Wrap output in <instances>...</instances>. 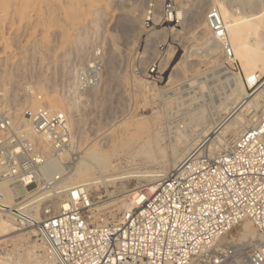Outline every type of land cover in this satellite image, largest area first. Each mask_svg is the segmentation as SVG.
<instances>
[{
    "label": "rangeland",
    "instance_id": "374dc122",
    "mask_svg": "<svg viewBox=\"0 0 264 264\" xmlns=\"http://www.w3.org/2000/svg\"><path fill=\"white\" fill-rule=\"evenodd\" d=\"M230 3L233 9L241 8L233 1ZM212 5L210 0H0V75L4 77L8 72L14 75L18 62L22 71H19V94L24 95L30 90L28 88L35 86L39 73L43 72L47 78L53 77L55 63L67 53L66 49L71 61L75 59V67L82 62L81 69H86L93 58L99 59V80L102 81L97 89L100 88L99 93L106 90V96L103 98L100 94L95 98L96 88L92 87L82 93L81 99H75L78 102H75L78 126L73 134L76 133L78 146L77 162L81 155L92 160L89 154L99 153V156L109 159V164L118 163L124 169H158L162 159L155 164L140 160L132 163L128 161V150L117 148L114 151L112 142H105L107 134L124 137L131 131L137 132L139 139L130 148L156 134V143L162 140L159 145L152 143L150 146H162L164 149H160L166 151L165 158L169 160L180 155L186 144L214 154L224 150L264 113V75L254 86L248 85L239 61L235 59V64L229 65L222 57V50L215 48L211 51L201 38L199 28L202 25L194 27L193 21L198 10L203 9L206 14ZM180 10L184 13L177 17L176 12ZM82 26H88L89 35L83 51L75 58L74 50L79 46L76 29ZM220 66L240 76L245 92L249 94V103L239 106L237 99L230 94L231 81L217 72ZM50 84L44 83L46 91L52 89ZM15 86L11 80L5 82L0 79V102L12 110L18 103L12 95ZM56 91L68 94L67 87L59 81ZM32 95L37 97L36 106L45 102L44 93L34 89ZM232 107L239 111L234 125L225 131L222 129L207 143H199L211 130V125L225 118ZM132 120H142L144 127L149 128V134L140 128L120 129L121 121L128 124ZM171 148L177 153H173ZM75 164H61L63 172H67L64 177L70 175ZM50 171L61 174L57 169L47 172ZM157 182L148 178H127L107 185H91L89 191L93 206L89 211L90 221L102 224L117 220L127 210L125 204L131 201L133 191L146 197L155 190L149 192L148 187ZM5 188H8L6 183ZM7 215L6 218L18 230L0 241V259L3 258L5 264H21L22 261V264H43L42 250L32 246L35 239L40 243L34 227L20 224ZM244 223L253 227L249 221H243L222 241L234 240L239 244ZM27 230L33 232L28 233ZM255 233L261 235L256 230ZM257 243L264 245V235L251 247ZM239 246L243 250L250 247ZM13 259L17 262L14 263ZM237 263L242 264L240 260Z\"/></svg>",
    "mask_w": 264,
    "mask_h": 264
},
{
    "label": "built area",
    "instance_id": "2783aa9c",
    "mask_svg": "<svg viewBox=\"0 0 264 264\" xmlns=\"http://www.w3.org/2000/svg\"><path fill=\"white\" fill-rule=\"evenodd\" d=\"M206 20L226 62L235 64L218 12L209 10ZM99 75L95 57L79 70V88L94 85ZM77 149L65 113L42 106L15 118L11 109L0 108V181L13 194L8 205L0 192V214L34 227L56 264H238L241 258L245 264H264V245L243 250L221 241L243 221L264 235V113L224 150H193L139 204L102 224L90 221L87 185L57 192L59 175L42 172L49 157L75 164ZM57 194L66 206L54 214L45 209L47 215L36 221L35 213Z\"/></svg>",
    "mask_w": 264,
    "mask_h": 264
},
{
    "label": "bare ground",
    "instance_id": "6f19581e",
    "mask_svg": "<svg viewBox=\"0 0 264 264\" xmlns=\"http://www.w3.org/2000/svg\"><path fill=\"white\" fill-rule=\"evenodd\" d=\"M210 1L213 3L210 10H213V9L216 10L219 14L220 19L222 20L223 26L225 28L226 39L232 48L234 59H237L239 61L243 69L244 77H245L247 84L252 85L254 82H256L257 79L261 78L264 75V0H210ZM230 1L237 3L239 6H241V8L238 7L239 10H237L238 8L237 9L231 8L230 4L232 2L230 3ZM135 6L138 7V4H136ZM135 6H132V8L133 9L137 8ZM74 12L75 11H73V14ZM183 13H184L183 10H180L176 12V15L178 17L179 15H182ZM206 16H207V13L205 14V11H203V9L198 10L196 12L195 19L193 21V26L197 27V26L202 25L199 28V34L201 35V38H203L206 41L207 45L211 47V51H214L215 48L220 49L221 51L222 50L221 42L212 35L208 27V24H207ZM88 35H89L88 26L87 27L82 26L76 29V38H77L76 43L79 46H77V48L74 50L75 58H77L80 52L83 51ZM66 50H67V53L62 55L63 58L62 59L59 58L60 60L55 63V72H53L54 73L53 77L47 78V76L43 72L39 73V75H37L38 77L36 79L35 86L34 87L31 86L30 88H28L30 90L26 91L24 95L19 94V89H20L19 79H21V76L19 74L20 64L18 62L15 65L16 71L14 75L10 72L4 75V77L0 75V79H4L5 82L8 79V80H11V82L13 81L14 83H16V86H15L16 88L13 87L12 95L14 98L18 100L17 101L18 103L13 106V110L11 109L15 118L20 117L21 111L24 107H28L30 109H36L38 107L44 106L51 110H58V111L65 113L67 116L69 126L74 132L75 130H77L75 127L78 126L77 125L78 123L75 117L76 115L75 112H77L76 110L78 107H76L75 99L76 100L81 99L82 93L86 92L92 87L93 89L96 88L94 90L95 98H97V96L100 94L101 96H103V98L104 96H106L105 95V93L107 92L106 90L103 89V91H100L99 93L98 90H100V88L97 89V86L101 83L102 79L96 82L94 85L89 86L87 88H83V89L79 88L78 72L81 69L80 65L82 62H80L79 65L75 67V64H74L75 59L73 60L72 58V61H71L70 55L68 53V49ZM222 57L224 58L225 61H227L224 55ZM218 70L219 71L217 72L220 73L219 76L221 77L226 76V80L231 81V84L233 85V87L231 88L232 91L230 92V94L234 95L233 98L237 99L239 106H242V104L244 103H249L247 101L249 94H246L245 89L242 85L240 76H237L233 74L232 72L226 70L224 66H220ZM58 76L60 80H58L59 79ZM58 81L63 84V87L64 86L67 87L68 94H64V92H61V91H56ZM45 82L48 84H50L51 82L50 85L52 86V89L50 91H46L44 87ZM262 83H264V80ZM34 89L39 91L40 93H44L45 95V102L41 100L42 102L40 103L41 104L40 106H36L38 104L36 102L37 97H34L32 95L34 92ZM235 90L238 92V95H236L237 92L235 93ZM38 99H42L41 96H38ZM0 107L5 108L7 107V105L6 103L0 102ZM237 110L238 109H235V108L233 109L232 107V109L229 111L228 115L225 118H223L222 120H219L217 123H213L211 125V130L209 129V132L205 135V137L199 143H205V142L207 143V141L210 139H213L215 135L218 136L222 129H224L225 131V128L226 129L229 128L234 123L236 117H238L239 113H236V112H239V111ZM121 122H122L121 125L123 126V127L121 126L120 128L121 130H123V128L125 129L128 128V130L130 128H136V129L140 128L141 130L146 131L149 134V128L147 129V127H144L145 123L142 120H132V121H129L128 124L126 123L124 124L123 121ZM28 132L33 138H35L30 128H28ZM143 136H146V135H143ZM138 137L139 135L135 131L128 132L127 134H125L124 137L122 135H120V137H118L117 135L116 137L111 134H107L105 142H108V143L112 142L111 148L114 151L117 150V148L122 149V150H128L129 153H127L128 154L127 156L130 159L128 160L129 162H132V161L135 162V161L140 160L141 162H144L146 164L147 163L155 164V162H157L158 159H162L161 160L162 162L160 163L158 169H149V170H144V171L140 169L139 170L124 169L121 166V164H118V163L109 164V159L102 157V155L99 156L98 155L99 153L98 154L90 153L89 156L92 158V160H87L86 158L88 157L84 158L81 155L79 157V161L77 162V164L73 165V170L71 169L72 171L70 175H68L67 177H64L67 174V172L66 173L63 172L62 165L59 164L57 160L50 158V157L47 160L46 164L43 165L42 172L45 176H48V175L51 176V175H55L58 173L51 172V171L49 173L47 171L51 169L52 170L57 169V171L63 175L62 176L61 174H58L61 180L58 183V186L56 187V189H58L57 192H64L65 190H68L75 186H80V185H87L89 189L91 185H96L98 183L107 185V183L109 182H114L116 180H122V179H127V178H137V179L148 178L149 180H156L159 182V180H161V178L164 175H166L170 170H172L186 155L193 152V150L198 149L197 147L193 148L186 144V146L182 149L183 152L181 151L180 155H177L171 160H169L165 158V154H167L165 153L166 151L164 152L162 149H160V147L162 146H160L159 148H154L155 146L151 148L150 145L152 143L157 142L158 137L156 136V134L149 135L142 144L138 145L137 147L133 146L132 148H130L132 144L138 141L139 139ZM183 137L185 138V136ZM35 140H37L41 144L42 150L45 153L49 154L48 147L45 144H43L39 138H35ZM160 140H162V138L159 139V141ZM159 141L156 144L159 145ZM101 146H104V145H101ZM100 148H103V147H100ZM154 150H157V151L155 152ZM174 151L176 152L177 150L172 149L173 153H175ZM108 168H111L112 171L110 172L105 171ZM168 168H170L169 171H167ZM158 182L155 185L148 187L149 192L156 189ZM0 192L3 194L5 203H7L8 205H12L13 194L8 188H5V183L3 181H0ZM62 196H63L62 194H57L49 202L42 205L41 208L35 213V220L38 221L47 215L45 213V209H48L49 214H54L58 212L62 207L66 206L65 201ZM59 197H62V200L58 202L57 198L59 200ZM130 197H131V201L125 204L127 210L130 209L132 206L139 204L145 198L144 195L140 194L138 191H133ZM5 215L7 214H0V241L4 240V238L8 236L9 234H11L12 232L14 233V230H18L13 227V224L10 222V219L8 220V218H6L8 215L7 216ZM32 230H27L26 232L32 233L33 231H35V230L33 231ZM243 230L244 231L241 233V240L239 242L241 247H249V246L251 247V244H255L257 240L261 241V238H263V235H260V236L257 235L255 233V229H253V227H251L248 224L244 225ZM224 239H225V236L221 238V241ZM233 241H229V242H233ZM32 244H33L32 246L34 247V249L40 248V251L42 250L41 252H43V254L41 256H44L45 258L44 261L46 262V264H56L54 261L48 259L43 246H41L40 243H37V239H35ZM239 260L242 264H245L242 258ZM37 261L38 260H36V262ZM16 262L17 260L16 261L14 260V263ZM45 262L43 264H45ZM25 263H26V259H25Z\"/></svg>",
    "mask_w": 264,
    "mask_h": 264
}]
</instances>
